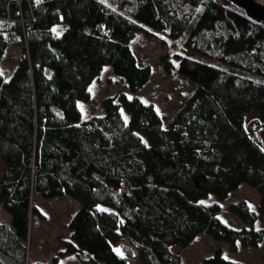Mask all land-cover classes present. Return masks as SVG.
Returning <instances> with one entry per match:
<instances>
[{"label":"trees","instance_id":"obj_1","mask_svg":"<svg viewBox=\"0 0 264 264\" xmlns=\"http://www.w3.org/2000/svg\"><path fill=\"white\" fill-rule=\"evenodd\" d=\"M60 24L67 27L57 30ZM189 27L185 50L226 67L177 55L178 73L196 90L168 128L154 105L125 92L105 98L102 114L83 120L79 103L90 101L106 66L132 94L152 78L153 68L131 47L138 32L174 41ZM14 46L27 63L11 81L0 70V207L11 218L0 222V264H31L30 221L40 215L34 194L80 204L63 256L85 253L97 264H181L171 248L186 249L202 234L233 253L259 248L263 24L221 0H0V59ZM161 62L166 73L174 70L168 55ZM21 85L35 105L33 119ZM249 114L257 118L248 122ZM241 184L258 191L260 201L257 210L244 200L229 205L243 224L236 229L222 221L219 202ZM211 195L217 203H201ZM121 245L136 249L135 262L115 254ZM202 264L244 263L218 247Z\"/></svg>","mask_w":264,"mask_h":264},{"label":"rangeland","instance_id":"obj_2","mask_svg":"<svg viewBox=\"0 0 264 264\" xmlns=\"http://www.w3.org/2000/svg\"><path fill=\"white\" fill-rule=\"evenodd\" d=\"M109 1L113 5L116 4V0ZM66 27L65 24H60L56 29L63 30ZM190 27L182 38L174 41L169 40L165 34L158 35L160 38L157 39L154 36L148 37L145 31L138 32L131 42V47L142 63L153 68L152 78L140 92L132 94L126 90L125 83L113 74L111 66H106L91 87L90 101L79 103L83 120L101 115V103L105 98L125 92L130 98L137 97L146 104L154 105L164 119V126L168 128L178 111L196 90L195 86L178 73L180 59L177 55L195 58L220 68L226 67L222 62L212 61L191 50H185L183 40L189 34ZM163 39L166 40V43L162 41ZM22 54L21 51L12 49L4 59L3 57L0 59V68L4 71L3 73L7 79L21 77L23 66L27 63ZM165 55H168L174 63V70L171 73H166L161 62V58ZM249 77L253 76L249 75ZM20 87L23 92L21 100L24 110L33 119L35 118V105L27 95L28 88L22 85ZM14 98L18 99L19 97ZM246 118L250 122L252 119L257 118V115L249 114ZM256 136L264 145V130L256 129ZM241 200L247 201L252 210H257L260 194L250 186L241 184L236 192L230 194L225 201L219 202L222 206V212L220 213L222 221L236 229L241 228L242 223L237 217L229 213L228 208L231 203ZM217 202L218 200L214 195L203 200L204 204ZM33 204L40 211V215H32L30 221V237L27 247L31 264L38 262L43 264H97L93 263L91 257L85 253L61 255L64 250V242L71 238L69 223L80 209V204L75 199L69 196L45 199L38 194H34ZM5 212L0 208V221L7 220ZM6 214L8 213L6 212ZM256 228L264 231V222H257ZM121 246L135 249L127 245ZM218 247L222 248L226 258L233 261H240L244 264H264V240L258 249L242 248L240 246L239 250L233 253L231 249L229 250L227 244L217 243L209 235L204 234L190 249L173 246L171 250L180 257L181 264H202L203 260L211 257ZM125 260L135 262L136 257H129Z\"/></svg>","mask_w":264,"mask_h":264},{"label":"water","instance_id":"obj_3","mask_svg":"<svg viewBox=\"0 0 264 264\" xmlns=\"http://www.w3.org/2000/svg\"><path fill=\"white\" fill-rule=\"evenodd\" d=\"M221 1L228 2L242 9L245 12L247 18L256 22L258 25H261V24L264 25V6L257 3L255 0H221ZM114 252H115V249H114ZM119 258L125 260L124 258H121V257Z\"/></svg>","mask_w":264,"mask_h":264},{"label":"crops","instance_id":"obj_4","mask_svg":"<svg viewBox=\"0 0 264 264\" xmlns=\"http://www.w3.org/2000/svg\"><path fill=\"white\" fill-rule=\"evenodd\" d=\"M12 49H16V50H18V51H21V49L20 48H18V47H11V48H9V50H8V52L4 55V57H3V59L6 57V55L7 54H9L10 53V51L12 50ZM21 53H22V51H21ZM22 57H23V54H22ZM2 59V60H3ZM0 70L2 71V72H4L1 68H0ZM11 79H13V78H10V79H7L8 81H11ZM94 83V82H93ZM93 85V84H92ZM92 87V86H91ZM90 91H91V88H90ZM1 209H3L2 207H0ZM4 210V209H3ZM5 215H6V217H7V220H2V221H0V222H4V223H6V224H10L11 223V218H10V216L8 215V214H6V212H5ZM243 227V224L241 225V228ZM202 235H204V234H202ZM202 235H199L197 238H196V240L192 243V245H190L188 248H186V249H190L192 246H194L195 245V243L199 240V238H201L202 237ZM261 245V244H260ZM229 247V246H228ZM229 250H230V247H229ZM239 250V249H238Z\"/></svg>","mask_w":264,"mask_h":264},{"label":"bare ground","instance_id":"obj_5","mask_svg":"<svg viewBox=\"0 0 264 264\" xmlns=\"http://www.w3.org/2000/svg\"><path fill=\"white\" fill-rule=\"evenodd\" d=\"M117 250H119V251H117ZM115 252L121 258H127V257H133L134 256V251L131 249H128L124 246L117 248Z\"/></svg>","mask_w":264,"mask_h":264},{"label":"built area","instance_id":"obj_6","mask_svg":"<svg viewBox=\"0 0 264 264\" xmlns=\"http://www.w3.org/2000/svg\"><path fill=\"white\" fill-rule=\"evenodd\" d=\"M257 3H259V4H261V5H263L264 6V0H255ZM121 247V246H120ZM119 248V247H118ZM127 248V247H126ZM128 249H130V248H128ZM131 250H133L134 251V258L135 257H137V251H136V249H131ZM127 258H129V257H127ZM127 258H124V259H127Z\"/></svg>","mask_w":264,"mask_h":264},{"label":"snow or ice","instance_id":"obj_7","mask_svg":"<svg viewBox=\"0 0 264 264\" xmlns=\"http://www.w3.org/2000/svg\"><path fill=\"white\" fill-rule=\"evenodd\" d=\"M0 75H2V73H0ZM201 203H203V202H201ZM117 251H119V250H117Z\"/></svg>","mask_w":264,"mask_h":264}]
</instances>
